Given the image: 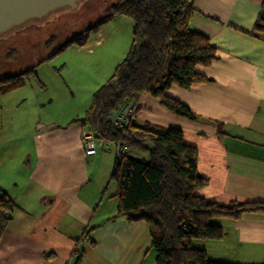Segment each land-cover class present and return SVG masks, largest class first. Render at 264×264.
<instances>
[{"label": "crops", "instance_id": "0c3cea01", "mask_svg": "<svg viewBox=\"0 0 264 264\" xmlns=\"http://www.w3.org/2000/svg\"><path fill=\"white\" fill-rule=\"evenodd\" d=\"M184 1L194 9L190 29L209 39L217 58L199 69L209 82L189 90L172 86L165 94L199 118L178 119L144 94L135 120L174 127L165 123L172 121L186 129L181 128L184 139L198 149V173L208 180L197 195L219 205L264 203V34L251 35L256 20L264 18V0ZM6 96L13 101L0 103V189L16 208L0 239V264H75L76 247H83L79 264H144L148 226L105 218L118 207L109 183L115 156L100 146L94 156L85 154V115L42 126L20 110L22 97ZM214 123L222 125L221 137ZM92 182L99 190L90 189ZM95 211L105 212L92 225ZM216 224L224 230L222 240L196 248L208 256V247L234 241L237 259L264 264V215ZM88 228L94 230L87 240L76 241Z\"/></svg>", "mask_w": 264, "mask_h": 264}, {"label": "trees", "instance_id": "16d2710c", "mask_svg": "<svg viewBox=\"0 0 264 264\" xmlns=\"http://www.w3.org/2000/svg\"><path fill=\"white\" fill-rule=\"evenodd\" d=\"M193 14L194 9L184 0H117L99 22L48 58L68 46H86L91 36L116 16L132 22L128 52L110 79L94 93L81 123L92 128L96 139L128 147L127 156L115 159L109 178L118 201L116 215L110 221L144 222L154 250V264H229L208 260L204 250L193 247V240H222L224 230L212 223L215 219L264 215L263 202L219 205L196 194L208 180L198 173V149L185 143L182 130L135 118L123 129L110 123V116L122 104L136 105L144 94L173 115L199 118L165 94L172 86L189 90L210 81L199 69L216 60V49L206 36L190 29ZM262 34L264 18L259 17L251 35L258 38ZM31 75L33 71L28 70L0 78V95L24 86V78ZM214 124L218 136L224 135L222 125ZM15 208V202L0 189V238ZM93 230L86 229L76 241L87 240ZM73 254L75 264H79L83 251L76 248Z\"/></svg>", "mask_w": 264, "mask_h": 264}, {"label": "rangeland", "instance_id": "374dc122", "mask_svg": "<svg viewBox=\"0 0 264 264\" xmlns=\"http://www.w3.org/2000/svg\"><path fill=\"white\" fill-rule=\"evenodd\" d=\"M116 1L78 0L75 7L55 9L41 19H29L1 34L0 78L28 70H32L33 75L24 78V86L0 95V103L5 99L13 101L7 98V94L14 99L22 97L20 110L39 118L42 126L59 125L75 117L82 118L90 107L94 93L110 79L128 52L132 22L126 17L116 16L101 26L86 46H68L48 58L75 35L99 22L105 16L106 9ZM176 117L190 122L187 118ZM165 123L186 132L176 122ZM185 143L191 144L189 138L185 137ZM142 158L147 160V156ZM6 162L8 164L9 160ZM6 176L11 177L8 174ZM95 187L99 190L96 183L92 182L90 189L93 192L96 191ZM103 212L105 211H95L92 225L101 222ZM113 217L109 215L105 218L110 220ZM220 219L224 218L215 219L212 223L216 224ZM203 243L213 241L193 240V247ZM148 248L144 264H151L155 259L150 243ZM207 258L214 262L247 264L242 261L241 256L237 259L234 241L225 242L218 247H208Z\"/></svg>", "mask_w": 264, "mask_h": 264}, {"label": "water", "instance_id": "95a60500", "mask_svg": "<svg viewBox=\"0 0 264 264\" xmlns=\"http://www.w3.org/2000/svg\"><path fill=\"white\" fill-rule=\"evenodd\" d=\"M77 1L0 0V35L29 19H41L55 9L64 6L75 7Z\"/></svg>", "mask_w": 264, "mask_h": 264}, {"label": "built area", "instance_id": "2783aa9c", "mask_svg": "<svg viewBox=\"0 0 264 264\" xmlns=\"http://www.w3.org/2000/svg\"><path fill=\"white\" fill-rule=\"evenodd\" d=\"M135 111L136 106L132 103L126 102L110 116V123L117 129H123L134 118ZM82 142L85 154L90 157L96 154L97 146H100L105 152H113L115 159L117 160H120L129 154V149L125 145L111 142L106 139H96L91 128H88L84 132Z\"/></svg>", "mask_w": 264, "mask_h": 264}, {"label": "flooded vegetation", "instance_id": "af4514ba", "mask_svg": "<svg viewBox=\"0 0 264 264\" xmlns=\"http://www.w3.org/2000/svg\"><path fill=\"white\" fill-rule=\"evenodd\" d=\"M134 119V118H133ZM92 129V128H91ZM98 140H100V139H98Z\"/></svg>", "mask_w": 264, "mask_h": 264}]
</instances>
